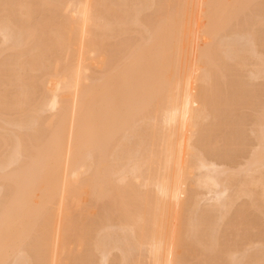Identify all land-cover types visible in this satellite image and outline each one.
<instances>
[{
	"label": "bare ground",
	"instance_id": "bare-ground-1",
	"mask_svg": "<svg viewBox=\"0 0 264 264\" xmlns=\"http://www.w3.org/2000/svg\"><path fill=\"white\" fill-rule=\"evenodd\" d=\"M260 79L264 0H0V264H264Z\"/></svg>",
	"mask_w": 264,
	"mask_h": 264
},
{
	"label": "rangeland",
	"instance_id": "rangeland-1",
	"mask_svg": "<svg viewBox=\"0 0 264 264\" xmlns=\"http://www.w3.org/2000/svg\"><path fill=\"white\" fill-rule=\"evenodd\" d=\"M249 79H250V78H248V77L246 78V77H245V80H247L248 82H249ZM258 82H259V81L257 80V82L254 81V82H252V83L254 84V86L256 85L255 83H257V85H259V86L264 84V81L262 82L261 79H260V82H262V83H259V84H258ZM250 83H251V82H250ZM252 83H251V84H252ZM260 87H261V86H260ZM260 87H259V89H260ZM257 88H258V87H257ZM262 88H263V87H262ZM262 88H261V89H262ZM261 89H260V90H261ZM245 111H249V110H245ZM245 111H244V112H245ZM244 112H243V113H244ZM247 113H252V112L249 111V112H247ZM244 115H245V114H244ZM246 115H247V114H246ZM246 115H245V116H246ZM250 115H252V114H250ZM247 116H249V114H248ZM248 134H249V132H248ZM252 136H253V135H250L251 138L249 137V135H246V136H245L246 138L249 137V138H248L249 140L246 139L247 144L249 145V147H250V146H253V144H254L253 142H255L254 136H253V137H252ZM252 138H253V139H252ZM250 139H252V140L250 141ZM249 150H250V148H249ZM249 150H248V153H247V154H250ZM247 154H246L245 156L249 157ZM242 159H243V158H241V159H239V160H235V163H237V162H238V163H244ZM241 160H242V161H241ZM244 160H245V159H244ZM239 161H240V162H239ZM238 163H237V164H238ZM222 168H223V167H222ZM240 201H241V202H237L238 204H236V208H235V209H238V207L241 205V203H242V204L244 203V202H243L244 200H240ZM239 204H240V205H239ZM237 205H238V206H237ZM227 221H228V220H227ZM227 223H229V221L226 222L225 225H227ZM225 228H226V227L224 226V230H225ZM222 229H223V228H222ZM221 231L223 232V230H221ZM224 232H225V231H224ZM224 232H223V233H224ZM113 255H114L113 257H115L116 254H113ZM97 261H99V259H98ZM95 264H96V263H95Z\"/></svg>",
	"mask_w": 264,
	"mask_h": 264
}]
</instances>
